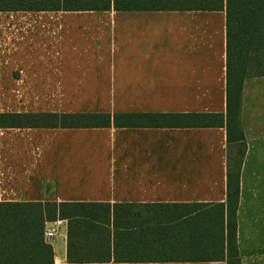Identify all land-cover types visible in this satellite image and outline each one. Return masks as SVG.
I'll use <instances>...</instances> for the list:
<instances>
[{
  "label": "crops",
  "instance_id": "crops-1",
  "mask_svg": "<svg viewBox=\"0 0 264 264\" xmlns=\"http://www.w3.org/2000/svg\"><path fill=\"white\" fill-rule=\"evenodd\" d=\"M226 20L225 10L189 5L0 8V114L226 115ZM240 120V264H264V75L244 80ZM227 172L225 126H0V202L130 205L129 240L141 244L133 258L113 257L121 241L111 221L112 258H99L90 237L82 259H69V221L57 219L47 223L58 226L54 264H227Z\"/></svg>",
  "mask_w": 264,
  "mask_h": 264
},
{
  "label": "trees",
  "instance_id": "trees-1",
  "mask_svg": "<svg viewBox=\"0 0 264 264\" xmlns=\"http://www.w3.org/2000/svg\"><path fill=\"white\" fill-rule=\"evenodd\" d=\"M195 9L226 11L227 24V112L224 113H109V112H6L0 114L2 127H192L225 126L228 140L226 248L227 264H240L237 245V210L240 172L247 150L240 112L244 80L264 75V0H0L2 10H133ZM128 204L87 202H0V264H54L53 249L45 238L47 223L69 221L68 258L82 259L79 249L87 239L103 259H110V224L115 229V259H130L141 244L131 243ZM223 230V229H222ZM202 239L208 238L200 231ZM150 251H153L151 249ZM152 258V257H148ZM198 258L196 260H205Z\"/></svg>",
  "mask_w": 264,
  "mask_h": 264
},
{
  "label": "built area",
  "instance_id": "built-area-1",
  "mask_svg": "<svg viewBox=\"0 0 264 264\" xmlns=\"http://www.w3.org/2000/svg\"><path fill=\"white\" fill-rule=\"evenodd\" d=\"M58 234V226H46L45 228V238L47 241L52 240Z\"/></svg>",
  "mask_w": 264,
  "mask_h": 264
},
{
  "label": "rangeland",
  "instance_id": "rangeland-1",
  "mask_svg": "<svg viewBox=\"0 0 264 264\" xmlns=\"http://www.w3.org/2000/svg\"><path fill=\"white\" fill-rule=\"evenodd\" d=\"M256 71H264V67H261V70L256 69Z\"/></svg>",
  "mask_w": 264,
  "mask_h": 264
}]
</instances>
